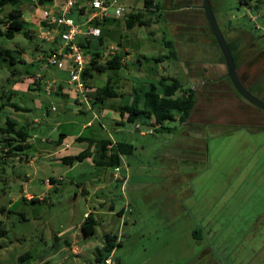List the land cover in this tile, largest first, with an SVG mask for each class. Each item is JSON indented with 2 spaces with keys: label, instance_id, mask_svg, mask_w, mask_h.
Segmentation results:
<instances>
[{
  "label": "rangeland",
  "instance_id": "rangeland-1",
  "mask_svg": "<svg viewBox=\"0 0 264 264\" xmlns=\"http://www.w3.org/2000/svg\"><path fill=\"white\" fill-rule=\"evenodd\" d=\"M254 1L259 2L251 7L240 5L238 0H211L210 4L222 29L235 28L229 35L231 41L252 44V50L248 47L241 50L245 51L244 59L251 62L238 69L240 75L249 73L248 85L258 76L250 92L264 84V0ZM76 2L88 7V0ZM118 2L125 9L116 18L112 15L117 4L108 5V17L100 25L104 39L111 45L121 41L139 48L147 60L140 65L135 60L127 61L113 72L94 71L90 84L101 86L107 76L112 75L126 90L121 91L118 99L108 101L124 103L128 101L130 88L145 89L161 75H174L183 87L195 84L196 88L186 125L175 118L164 122L165 126L172 127L171 131L142 135L134 130V123L126 121L121 125L123 132H114V124L109 120H105L103 129L97 125L82 127L88 115L78 113L79 106L74 105L70 106L69 114H64V100L58 95L33 96L32 92L12 95L16 83L28 81L41 72L37 67L39 62L29 64L22 60L11 64L1 53L0 98L5 94V100L27 110L15 112L8 106L0 115L28 124L29 134L35 135L34 146L40 138L49 143L60 133L78 130L87 138L96 133L100 138L126 139L134 144L133 153L123 157L119 174L124 179L111 187L108 194L115 209L125 205L122 220L119 221L116 214L103 217L95 226L94 235L87 238L100 245L99 236L103 232L115 234L120 243L113 249L112 256L120 264H264V111L237 95L227 75L225 82L216 79L214 71L208 72L203 81L195 80L188 76L189 67L181 64L178 56L169 55L171 49L162 40L171 42L172 47L178 48L177 52L181 49L184 53L183 47L193 39L194 47L198 48L194 51L197 59L190 61L207 64L213 61L204 35L197 28L200 24L189 6L178 11L168 7L169 0H153L158 7L154 12L157 21L135 24L129 29L124 24L127 13L134 6L133 13L137 8L142 10L143 0ZM187 4H191L190 1ZM71 17L75 23L84 20L76 10H72ZM27 24L26 28L31 31L26 35L19 31L11 39L0 36V49H9L19 59L21 55L16 52L21 49L28 60L37 53L50 54L51 45L38 37L37 27L44 30L43 25ZM206 27L209 29L207 20ZM150 30L154 31L153 36L148 33ZM126 31L129 33L124 36ZM93 41L98 44L97 39ZM257 52L262 56L254 59L252 55ZM160 54H167L168 58L156 61L155 56ZM64 64L65 61L58 68L49 66L45 79L67 80L69 74L60 68ZM118 71L124 73L130 88L121 76L117 78ZM180 93L178 90L176 94ZM36 100L39 105L35 104ZM141 120L138 118L136 122L141 123ZM34 146L21 151L32 160L24 162L23 155H16L20 151L11 150L6 154L7 148L0 143V227L7 230L6 235L0 237V264H16L17 256L25 251L30 252L31 258L21 264H35L38 259L49 258L54 253L51 262L46 264H74L73 254L64 239L74 240L76 223L85 210L96 205L94 197L89 203L85 200L74 180L85 181L94 167L80 162L69 168ZM59 174L63 180L56 187L46 185V178ZM46 181L50 183L49 179ZM21 184L32 196L41 194L45 198L35 202L23 200L29 194L23 192ZM195 228L199 229L196 237L192 232ZM84 240L76 245L84 246ZM73 251L80 253V250ZM63 255L70 260L65 261Z\"/></svg>",
  "mask_w": 264,
  "mask_h": 264
},
{
  "label": "crops",
  "instance_id": "crops-1",
  "mask_svg": "<svg viewBox=\"0 0 264 264\" xmlns=\"http://www.w3.org/2000/svg\"><path fill=\"white\" fill-rule=\"evenodd\" d=\"M61 1L62 0H52V2L49 4L35 5L32 3L33 2L32 0L31 1L22 0L21 4L19 5L22 9V19L26 23H28L27 26L31 23H35L36 26L41 24L45 28L44 30H42L40 28V26L37 27L38 37L40 38V40H43V41H45L51 45V47H49V51L60 50L61 45H62V41L60 39V33L62 31L61 30L62 27L59 25H56L54 23H50L53 20V17L56 15L58 5L61 3ZM169 1H170V5L168 7H170L171 9H175V10L179 11V10H182L184 7H187V6H189L191 8V10L194 13V16L196 17V21H198L200 24L199 26H197V28L200 30V32L203 33L202 35H204L203 37L206 40L207 49L210 52H212L213 61L211 62V64H207L206 62H200L199 60L192 61V62L190 61V59H197V54H195L194 51H196L198 48L194 47L195 44L192 41L193 39L192 40L189 39L187 41L188 42L187 46L185 45V47H183L184 53L181 51V49H179V52H177L178 48L172 47V44L171 45L168 44V46H166L165 42L163 40H162V43L167 48H170L171 49L170 51H175V56H178L180 58L181 64L189 67L187 72H188V76L190 78L194 77L195 80L203 81L204 79H206V74H208V72L211 71V73H212V71H214V74H216V79H218L219 81L224 80V82H225L224 76H226V66L224 63L223 56H222L218 46L213 41V35H212L210 28L208 29L206 27V18H205L203 10L201 8L202 0H187V1L186 0H175V2H176L175 4H173V2H172L173 0H169ZM188 1H190L191 4H187ZM184 2H186V3H184ZM209 2L211 4V0H209ZM137 5H140V4L138 3ZM141 6L143 8L142 10L140 8H137V9L135 8V9L137 12H139L142 15V18L143 19L144 18L149 19L151 24L156 22L157 20H155V18H154L155 14H151L149 11H146L143 7V3L141 4ZM82 7L84 8V10L80 14L83 15L84 19H85V13L87 12V10H89V5L87 8H85L84 6H79V4L77 5V3H76V5L72 8V10H76L79 13L80 9ZM134 7L130 8V11L127 13V17L129 15V13L135 12V10H133ZM72 10H71V12H72ZM145 15H149V16L146 17ZM112 16L115 17L114 15H112ZM105 18L98 20L99 21V24H98L99 28H100V25L105 20ZM82 22L79 23L81 28H82ZM124 24H125V21H124ZM134 26H135V24L133 26H131L129 29H132ZM218 26H219V24H218ZM219 28L222 31L227 43L231 44V53H233V55L236 57V69H237V74L239 76V79L244 84V86H246L250 90V88H252L254 86L253 82L257 80L256 78H258V76L255 78L254 81H252L253 84L251 83L248 85L247 84V81H248L247 76L249 73L246 76H244L243 74L240 75L238 69L240 66H243V65L247 66V64L251 62V61L248 62L249 61L248 59H244L245 51H241V50H244L245 47H248L249 49L252 50V44H251V42H249V43H244V42L238 43V42L231 41V39L229 38V35L232 34L231 30H233L235 28H232V27L229 28V26L225 27V29H222L220 26H219ZM27 31L30 32L31 30L29 28H27ZM100 31H101L100 37L95 38V39H97L98 44H96V41H93L94 38H90V39H88V46H89V49L97 50L99 52V54L102 55L104 50L108 46H110L111 44H109L105 41L101 28H100ZM207 31H208V33H207ZM205 32L207 35H205ZM128 33H129V31H126L124 36H127ZM148 33L151 34L152 36L154 35L153 30H150ZM234 33H235V30H234ZM75 41L80 42V43H84V42H86V39L84 36L78 34L75 36ZM113 46L117 47V51L121 57L120 60H121L122 66H125L126 63L130 62L131 60H133V61L135 60L139 65L142 64V61L147 60L146 56L139 51V48H134V47H131L129 45L123 44L121 41H119L117 43V45H113ZM64 50L65 49L63 48L62 51H64ZM20 51H21V49H20ZM17 53L18 52H16V54ZM20 55H21V61L25 60L27 63H29V62L32 63V61L39 62L37 67L39 70H41V72H44V73L42 74L41 72H37L28 81H22L21 83H16L12 88V95L18 94L19 92H26V93L32 92L33 96L34 95L35 96H42V95L50 96V94L58 95L64 100V105H63V113L64 114L68 113V111L71 108L70 107L71 105L72 106L74 105V106H79V108H77L78 113L88 115L89 118H88L87 122L82 123V127H84V126L93 127L94 125H97L100 129H103V124H104L105 120H109V122L112 121L111 124H114L113 125L114 127L112 128L114 132H118V131L123 132V128L121 126L122 124H120V121L123 123L124 118L123 117L121 118L118 111H117L119 104H121L119 101L115 100L114 102H111V101L106 100L102 104L92 105L91 98H93V96L95 95V88L98 86L94 87L89 82V84H88L89 86H87V88H88V94L90 96V99L88 102L89 106H87L84 103H80L77 101L76 93L72 89V85L69 83V77H67V80L56 79L55 77H52L48 80L45 79V74L48 72L49 66H53V67L58 68L59 66H61V63L63 64L64 61H65V64L63 65V67H60V68H63L69 74V67H70L69 61L70 60L62 57V58H60V63L55 62L53 64H48V65L44 66V65H42V63L40 61H42V58L47 56V55H41V54L37 53L36 56H33V58H31L29 60L27 59V55L23 51L20 52ZM186 55L188 56L187 59L184 58ZM131 56H132V58H131ZM252 56L255 59V58L261 57L262 55L260 52H257L256 54H254ZM163 58H168V57H164L163 54H160V55H156L154 59L156 61H162ZM62 59H63V62L61 61ZM207 67H212V69L208 70ZM173 73H175V71H173ZM262 73L263 72H260V74H262ZM120 76L125 80V84H127V87L130 88L131 86L128 84L129 82L125 78L124 73L118 71L117 78L119 79ZM171 76H174V75H171ZM112 78H113V76H112ZM49 80L51 82H53V81L55 82L56 87H54V88H55V90L56 89L58 90L57 93L47 92L46 87L48 85L47 82H49ZM113 81L115 82L117 90L120 93V96L113 98V99H118L119 97L122 96L121 91H125L126 88L121 86L117 82L118 80L116 78H113ZM192 86L195 87V84H192ZM187 87H189V86H187ZM134 89L130 88V91H128V93H127V95L129 96L128 101L131 100ZM251 92L255 96L259 97L260 99H263V97H264L263 96L264 95V84L259 85L258 90L251 91ZM6 101H10V100H6ZM10 103L11 104L1 106L2 98H0V111L3 110L4 108H7L8 106L10 108L12 107L13 110H15V112L19 111V110L20 111L21 110H24V111L27 110V107H23V106L14 104L11 101H10ZM35 104L39 105V102L36 100ZM50 109H51V107H50ZM0 114H1V112H0ZM47 114H48V111H46V115ZM7 117L12 118L10 116H4L3 114L0 115V126H2L4 124V121ZM12 119L16 122L17 127H20V128L24 127L25 131L27 133L26 139L21 142L22 145H26V146L22 150L18 149V151L21 152L24 149L29 148L30 146H34L33 139L35 140V135H34V133L30 135L28 130H27L28 127H30V126H28V124H21L17 118H12ZM187 121L183 124L186 125ZM146 128L148 129L147 126L142 127V129L144 130L142 134H147V131L150 134H152V132H150L151 129L146 130ZM142 134H140V135H142ZM78 137H81V133L79 130L76 133L75 132H71V133L67 132L65 134L60 133L59 137L56 140L48 141L49 143L46 142V139L40 138L39 143L36 144L34 147L42 150L43 152H47L46 156L51 157L55 162L62 163L60 161L61 157L66 156V155H74V154L78 153L79 151L85 149L88 146L87 141L80 140ZM82 137H84V136H82ZM111 137L113 138V136H111ZM89 138L93 141L88 146L90 149L91 156H93L95 153V150H96V146H95L96 142L95 141H97L98 139H101V138H106V137L103 136L100 138L99 135L94 133ZM113 140H119V139L113 138ZM12 143H13V141H12ZM13 144H15V142ZM20 152L17 153L16 155L17 156L23 155L24 162H31L32 161L31 158H28V156H26L22 152L21 153ZM91 156L86 157L82 161H80V162H87L89 164V166L92 165L94 167V169L91 171V175L88 176L86 179H84L85 181H83V182H81L79 180H74V182L77 185L79 192L84 196L85 200H87L88 203H89L91 198H93V197L96 198V205L95 206L92 205L93 209L85 210L82 214V218L80 220H78L79 222L76 223V227L74 228V231H73L74 236H75L74 240L64 239V241H67V244H65V242H64V244L68 247L67 249L70 250V253L73 254V259H74L73 263L74 264H99V263L94 261V256H95L98 248H100L102 246L103 241L101 240L102 243L100 245L96 241L95 242L91 241V240L87 241V238L89 236H85L83 234V232L80 230V223L83 221V218L88 213H92L95 220L98 221V223H100L101 221L104 220L103 217H108L109 215L116 214V215H119V217H120L119 221H121L122 217L124 215V212H125V207H124L125 205L115 209L114 202L109 200V198H108V194L111 192V187L114 188L118 185V182L122 178L121 175L118 174V178H116V177H114V173L112 172L111 168H103V167L94 166ZM80 162H75L72 165H69V164H65V165H68L69 168H72L73 166H77L78 165L77 163H80ZM123 163L124 162L122 161V163L120 165V169L122 168ZM62 164H64V163H62ZM49 178H51L52 180H50V183L49 182L47 183L46 180H48ZM46 180L44 181L46 183V185L56 187L57 184H59V182L63 180V176H62V174H59L58 176H49L48 178H46ZM27 181L29 182L30 178H27ZM72 181L73 180L70 179V182H72ZM20 188H22L24 193L29 194L28 198L30 196H32V192L25 191L22 184H21ZM42 197H44V196H41V194H39V196L37 198L41 200ZM25 198H26V200H29L27 197H25ZM102 209H107V210H102ZM104 233H108V232H103V234ZM103 234L99 237L101 238L103 236ZM83 239H85L84 240L85 243L83 244L84 246L76 245V243L80 242ZM116 240L118 241L117 236H116ZM62 249H64V248H62ZM73 250H80V253L74 254ZM86 251H88L90 253L85 254ZM54 255H55V253L51 254V256H49V258H48V256H45V258H43L41 261H40V259H38V261H36L35 264H46L48 262H51L50 259H52L54 257ZM68 257L69 256L66 257L65 255L62 256V258L65 261L70 260ZM57 261L59 262V260H57ZM54 264H56V263H54ZM67 264H69V263H67Z\"/></svg>",
  "mask_w": 264,
  "mask_h": 264
},
{
  "label": "trees",
  "instance_id": "trees-1",
  "mask_svg": "<svg viewBox=\"0 0 264 264\" xmlns=\"http://www.w3.org/2000/svg\"><path fill=\"white\" fill-rule=\"evenodd\" d=\"M35 5L49 4L52 0H32ZM22 0H0V36L11 39L14 35L21 31L26 35L27 28L26 22L22 19V9L19 6ZM258 3L259 1L254 0H238L240 5L251 7L253 3ZM143 7L146 11H149L151 14H155V10H158L156 4H153V0H143ZM84 8L80 9L82 13ZM155 20H157V15L155 14ZM95 25L99 24V21L94 22ZM134 24L137 25H147L150 24L149 19H143L142 15L139 12L129 13L128 17L125 19L126 27L130 28ZM63 31L64 29L61 28ZM61 31V32H62ZM101 35V31H100ZM100 35L96 38H99ZM100 40V39H99ZM213 41L216 44V41L213 37ZM165 45H171V42L164 41ZM78 45L84 49L86 53L91 55L89 63L84 68L81 78L85 86H89V80L93 76V72H104V71H115L120 69L121 57L120 54L115 53L109 59L100 61L102 55L99 54L97 50H91L88 46V40L84 43L77 42ZM229 49L231 50V44L227 43ZM217 45V44H216ZM22 51H18L20 54ZM52 52V51H51ZM171 57H175V51H169ZM2 55H6L9 58L11 64H14L17 61H21L19 57H15L11 54L10 50L7 48L0 49ZM233 59L236 66V57L233 55ZM167 57V54L164 55ZM41 62V61H40ZM14 74V72H13ZM228 82L230 83L229 79ZM57 90V89H56ZM54 90L55 93L58 92ZM178 90H181L180 94H176ZM235 90V89H234ZM196 94V88L189 86L183 87L180 80L176 76L171 75H161L155 82L148 83L145 89H134L131 100L121 103L118 106V113L120 117L124 118L123 121L134 123V130L143 133L141 127L147 126L148 129H151L150 132L154 133L156 131H171L172 127L165 126L164 122L168 120H173L177 118L182 124L187 121L190 116V113L194 106V98ZM237 95H239L236 92ZM2 105L11 104L10 101H6L5 98L7 95H2ZM120 96V93L117 90L115 82L113 81L112 75L107 76L104 84L95 88V95L92 100V105L102 104L108 99H113ZM240 96V95H239ZM138 118H141V123L136 122ZM120 124L122 122L120 121ZM137 125V126H136ZM146 128V130H148ZM148 132V131H147ZM27 137L25 128L17 127L16 122L7 117L4 121V124L0 126V143H4L7 148L6 154L11 153V150H22L26 145H22L21 142L24 141ZM80 140L87 141L89 146L93 142L90 138L87 137H78ZM15 142V144L12 143ZM96 150L93 156H91L90 149L87 146L85 149L79 151L74 155H66L61 157L60 161L64 164L72 165L75 162H80L84 158L91 156L92 162L96 167L111 168L114 173V168L119 167L123 161L124 156H130L135 146L133 143L127 141L126 139L113 140L109 137L101 138L95 141ZM2 163V161H1ZM2 169V166H0ZM118 171V174H119ZM118 178V177H116ZM120 179V178H119ZM122 177L120 180H123ZM49 180H52L49 178ZM23 200H26L23 198ZM30 201H40L35 196H32ZM24 219V217H22ZM98 221L95 220L92 213H88L83 221L80 223V230L85 236H92L95 233V226ZM7 230L0 227V237L6 235ZM194 237L195 233L199 232L198 228L193 229ZM103 243L100 248H98L94 261L103 264V260L109 254H112L113 249L120 241L116 240V235L113 233H104L101 237ZM67 244V241H64ZM31 258V254L28 251L23 252L18 255L16 258V264H21L28 261ZM119 263V261L117 260ZM120 264V263H119Z\"/></svg>",
  "mask_w": 264,
  "mask_h": 264
},
{
  "label": "built area",
  "instance_id": "built-area-1",
  "mask_svg": "<svg viewBox=\"0 0 264 264\" xmlns=\"http://www.w3.org/2000/svg\"><path fill=\"white\" fill-rule=\"evenodd\" d=\"M76 0H62L58 5L56 15L50 23L61 26L64 30L60 33V39L62 41L61 49L52 51L50 54L42 58V65L53 64L55 62L60 63V58L64 57L70 60L69 67V83L72 85V89L76 93V99L80 103H84L89 106L90 96L88 94V88L82 81L81 74L89 63L91 55L86 53L75 41V36L80 34L85 37L86 40L90 38H96L100 35V28L95 25L94 22L101 20L108 16V5H116L114 8L113 15L118 17L122 14L125 9L118 0H88L89 10L85 13V19L82 24L84 28L80 27L79 23H75L71 17V10L76 5ZM80 9V8H79ZM65 49L62 51V49ZM117 53V47L110 45L108 46L100 61H104L112 57ZM55 82H51L47 85V92H54ZM137 126V125H136ZM114 177H118L119 167L114 169ZM103 264H119L116 259L113 258L112 254L106 256L103 260Z\"/></svg>",
  "mask_w": 264,
  "mask_h": 264
},
{
  "label": "water",
  "instance_id": "water-1",
  "mask_svg": "<svg viewBox=\"0 0 264 264\" xmlns=\"http://www.w3.org/2000/svg\"><path fill=\"white\" fill-rule=\"evenodd\" d=\"M201 8L204 12L205 18L216 41V44L223 56L226 66V75L229 77L233 88L246 101L264 111V100L260 99L252 92H250V90L246 86H244V84L239 79L231 50L229 49L227 41L218 26L209 0H202Z\"/></svg>",
  "mask_w": 264,
  "mask_h": 264
}]
</instances>
